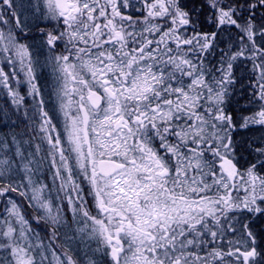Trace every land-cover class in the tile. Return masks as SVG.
<instances>
[{
	"label": "snow or ice",
	"instance_id": "6c2138e0",
	"mask_svg": "<svg viewBox=\"0 0 264 264\" xmlns=\"http://www.w3.org/2000/svg\"><path fill=\"white\" fill-rule=\"evenodd\" d=\"M0 124V264H264V0H0Z\"/></svg>",
	"mask_w": 264,
	"mask_h": 264
},
{
	"label": "flooded vegetation",
	"instance_id": "af4514ba",
	"mask_svg": "<svg viewBox=\"0 0 264 264\" xmlns=\"http://www.w3.org/2000/svg\"><path fill=\"white\" fill-rule=\"evenodd\" d=\"M47 82V74H45L44 76L41 77V84L42 86L45 85Z\"/></svg>",
	"mask_w": 264,
	"mask_h": 264
},
{
	"label": "rangeland",
	"instance_id": "374dc122",
	"mask_svg": "<svg viewBox=\"0 0 264 264\" xmlns=\"http://www.w3.org/2000/svg\"><path fill=\"white\" fill-rule=\"evenodd\" d=\"M0 129L7 130L6 127L2 124H0Z\"/></svg>",
	"mask_w": 264,
	"mask_h": 264
}]
</instances>
